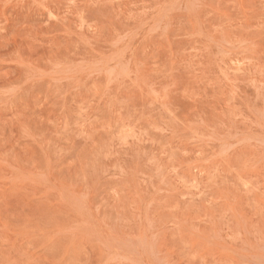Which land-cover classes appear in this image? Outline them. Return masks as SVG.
Segmentation results:
<instances>
[{"label":"rangeland","instance_id":"obj_1","mask_svg":"<svg viewBox=\"0 0 264 264\" xmlns=\"http://www.w3.org/2000/svg\"><path fill=\"white\" fill-rule=\"evenodd\" d=\"M0 264H264V0H0Z\"/></svg>","mask_w":264,"mask_h":264}]
</instances>
